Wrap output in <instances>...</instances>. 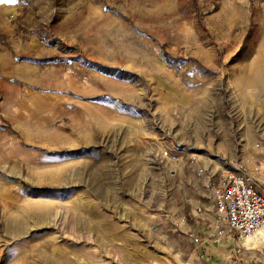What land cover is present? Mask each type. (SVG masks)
I'll list each match as a JSON object with an SVG mask.
<instances>
[{"label": "rangeland", "instance_id": "rangeland-1", "mask_svg": "<svg viewBox=\"0 0 264 264\" xmlns=\"http://www.w3.org/2000/svg\"><path fill=\"white\" fill-rule=\"evenodd\" d=\"M237 171L264 178V0L0 3V264H264L179 215Z\"/></svg>", "mask_w": 264, "mask_h": 264}, {"label": "built area", "instance_id": "built-area-1", "mask_svg": "<svg viewBox=\"0 0 264 264\" xmlns=\"http://www.w3.org/2000/svg\"><path fill=\"white\" fill-rule=\"evenodd\" d=\"M213 220L238 239L254 232H264V178L257 180L250 172L220 174L209 184Z\"/></svg>", "mask_w": 264, "mask_h": 264}, {"label": "crops", "instance_id": "crops-1", "mask_svg": "<svg viewBox=\"0 0 264 264\" xmlns=\"http://www.w3.org/2000/svg\"><path fill=\"white\" fill-rule=\"evenodd\" d=\"M201 183L203 184V181H201ZM193 192H194L193 197H190L186 201L188 208L185 209L184 211L183 207L185 205L182 204V211L178 213L179 215H182V217L186 216L187 220L190 221L189 225H186L187 227L186 230L189 232L188 235H192V236H195L196 234L203 235L206 239L205 235H210L212 231L211 222L213 221L212 220L213 206L211 204V195L209 189L206 188L205 185L203 187L201 185L196 184V186L193 189ZM263 241H264V232L263 229H261L260 231L254 233L251 238L245 240L244 243L248 247H244V249L247 248L252 249L253 247L257 246V244ZM203 243L207 245L208 241L206 240ZM216 249H218L217 245H216Z\"/></svg>", "mask_w": 264, "mask_h": 264}, {"label": "snow or ice", "instance_id": "snow-or-ice-1", "mask_svg": "<svg viewBox=\"0 0 264 264\" xmlns=\"http://www.w3.org/2000/svg\"><path fill=\"white\" fill-rule=\"evenodd\" d=\"M17 0H0V3L15 4Z\"/></svg>", "mask_w": 264, "mask_h": 264}, {"label": "bare ground", "instance_id": "bare-ground-1", "mask_svg": "<svg viewBox=\"0 0 264 264\" xmlns=\"http://www.w3.org/2000/svg\"><path fill=\"white\" fill-rule=\"evenodd\" d=\"M260 230H261V229H260ZM258 231H259V230H257L256 232H258ZM256 232H254V233H256ZM254 233H253V234H254ZM253 234L250 235V236H248L247 239L251 238V237L253 236ZM243 239H244V238H243ZM246 243H247V242H246ZM251 243H252V242H251ZM254 243H255V242H254Z\"/></svg>", "mask_w": 264, "mask_h": 264}]
</instances>
